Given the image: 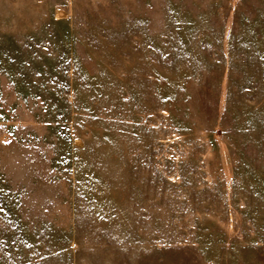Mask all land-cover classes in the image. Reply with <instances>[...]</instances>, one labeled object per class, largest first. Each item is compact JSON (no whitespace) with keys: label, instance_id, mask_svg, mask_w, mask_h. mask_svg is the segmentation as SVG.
<instances>
[{"label":"rangeland","instance_id":"rangeland-1","mask_svg":"<svg viewBox=\"0 0 264 264\" xmlns=\"http://www.w3.org/2000/svg\"><path fill=\"white\" fill-rule=\"evenodd\" d=\"M0 264H264V0H0Z\"/></svg>","mask_w":264,"mask_h":264}]
</instances>
